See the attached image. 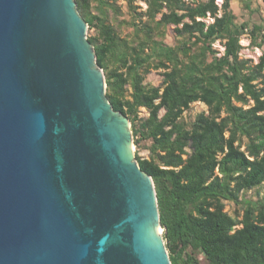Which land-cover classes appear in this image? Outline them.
<instances>
[{"label": "trees", "instance_id": "trees-1", "mask_svg": "<svg viewBox=\"0 0 264 264\" xmlns=\"http://www.w3.org/2000/svg\"><path fill=\"white\" fill-rule=\"evenodd\" d=\"M117 1L74 0L94 31L87 41L106 99L129 121L136 149L148 143V158H135L154 183L171 264H264V195L242 199L264 184V53L241 56L246 34L264 46V25L235 21L231 3L248 0H123L129 18L118 22ZM153 70L159 86L145 83ZM195 102L207 111L186 121Z\"/></svg>", "mask_w": 264, "mask_h": 264}, {"label": "water", "instance_id": "water-1", "mask_svg": "<svg viewBox=\"0 0 264 264\" xmlns=\"http://www.w3.org/2000/svg\"><path fill=\"white\" fill-rule=\"evenodd\" d=\"M86 27L74 0H0V264H171Z\"/></svg>", "mask_w": 264, "mask_h": 264}, {"label": "rangeland", "instance_id": "rangeland-1", "mask_svg": "<svg viewBox=\"0 0 264 264\" xmlns=\"http://www.w3.org/2000/svg\"><path fill=\"white\" fill-rule=\"evenodd\" d=\"M111 1V0H110ZM249 4L250 8H246V5ZM117 5L121 7V10L119 14L116 17V21H123L127 20L129 18V15H127V8L125 5V2L123 0H118ZM136 6H140L141 9H138V11L144 10L145 5L144 3L138 1L135 3ZM258 5H260L259 10H255V8H258ZM231 9L233 11V14L235 15L236 22L242 23L244 21H248L251 25H264V6L260 4L259 0H248V1H233L231 3ZM124 27V26H123ZM86 35L85 37L88 38V36L93 35L94 31L89 30L88 26L86 27ZM124 32L129 33V29H125ZM175 34L171 27L167 28L166 32V38L165 43L168 45H174L175 43ZM241 45L243 46V49L241 51V56L247 59H251L254 62L258 61L259 56L264 53V46L262 48H254L250 46V40L248 38V35H244L241 38ZM214 49H217L219 51H223V47L219 42H216L213 45ZM162 82V71H151L149 75H147L145 83L153 86H159ZM207 111V108L200 102H195L191 104L190 109L187 110L184 113V118L186 121H192L195 117V115L199 112ZM140 115H148L147 112L144 109H141ZM133 141V139H132ZM134 144V143H133ZM148 143L144 144V147L142 149L137 150L135 145L133 146V158L136 160V155H138L141 158L147 159L148 158V151L145 149ZM264 195V184L261 185L256 190H251L242 195V199L245 200H257L262 198ZM237 207L233 203L226 202L225 211H227L229 214H234V211Z\"/></svg>", "mask_w": 264, "mask_h": 264}, {"label": "bare ground", "instance_id": "bare-ground-1", "mask_svg": "<svg viewBox=\"0 0 264 264\" xmlns=\"http://www.w3.org/2000/svg\"><path fill=\"white\" fill-rule=\"evenodd\" d=\"M131 146H132V150H133V148H134V147H133V145H132V144H131ZM162 232H163V231H162V229H161V228H159V233H160V235L162 234Z\"/></svg>", "mask_w": 264, "mask_h": 264}, {"label": "built area", "instance_id": "built-area-1", "mask_svg": "<svg viewBox=\"0 0 264 264\" xmlns=\"http://www.w3.org/2000/svg\"><path fill=\"white\" fill-rule=\"evenodd\" d=\"M217 1L221 2V0H217Z\"/></svg>", "mask_w": 264, "mask_h": 264}, {"label": "crops", "instance_id": "crops-1", "mask_svg": "<svg viewBox=\"0 0 264 264\" xmlns=\"http://www.w3.org/2000/svg\"><path fill=\"white\" fill-rule=\"evenodd\" d=\"M172 28V30H173V27H171Z\"/></svg>", "mask_w": 264, "mask_h": 264}]
</instances>
